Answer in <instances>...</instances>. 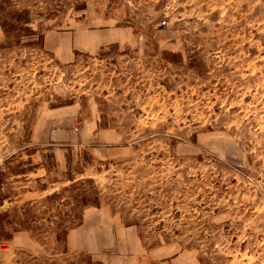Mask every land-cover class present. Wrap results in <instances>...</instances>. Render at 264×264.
Instances as JSON below:
<instances>
[{
    "label": "rangeland",
    "instance_id": "1",
    "mask_svg": "<svg viewBox=\"0 0 264 264\" xmlns=\"http://www.w3.org/2000/svg\"><path fill=\"white\" fill-rule=\"evenodd\" d=\"M2 24L0 264H104L67 244L85 208L44 200L68 171L147 264H264V0H0ZM80 27L113 43L44 49Z\"/></svg>",
    "mask_w": 264,
    "mask_h": 264
},
{
    "label": "crops",
    "instance_id": "2",
    "mask_svg": "<svg viewBox=\"0 0 264 264\" xmlns=\"http://www.w3.org/2000/svg\"><path fill=\"white\" fill-rule=\"evenodd\" d=\"M110 38L107 32L103 30L80 27L67 33L49 32L45 34L43 36V46L46 51L60 57L70 54L73 50L88 53L96 52L102 46L113 43ZM100 133L101 131H97L95 123L90 135L95 139H100L99 141H105L102 139L104 132ZM44 139L50 141L48 132ZM90 151L93 155L101 150L91 149ZM39 169L34 168L33 171ZM57 169L61 171L64 168ZM46 191V189L42 190V192ZM89 209H91L90 212H87ZM83 211L82 225L70 232L67 237L68 245L71 237L74 240L73 248L75 251L107 254L104 264H147L145 258H143L144 253L138 242L137 233L134 230L130 228L120 229L119 226L114 224L111 216L103 218L99 207L88 206ZM109 251L111 253H108Z\"/></svg>",
    "mask_w": 264,
    "mask_h": 264
},
{
    "label": "trees",
    "instance_id": "3",
    "mask_svg": "<svg viewBox=\"0 0 264 264\" xmlns=\"http://www.w3.org/2000/svg\"><path fill=\"white\" fill-rule=\"evenodd\" d=\"M13 16H14V18L16 20V23L18 25H22L24 23H28L27 12L26 11H23L21 13H15ZM7 26H9V27L7 28L3 24L0 25L2 32L5 33V34H7V32H9L12 29L11 25H7ZM18 29L22 30V28L20 26H19ZM42 41H43V39H42ZM66 175H67V180L66 181L70 182L71 184L69 186H67V187H64L59 192L53 193L52 195L47 196L44 200H45V202L57 201V200H61L62 196L65 195V194L70 195L71 200L74 202L76 207L77 208L79 207V209H80L78 212H76V214H74V217L79 216L77 218V219H79L78 220V225H81V223H82V217H80L81 210H83L85 207H88V206L99 207L98 198L96 196L92 198L90 196H87L84 193L74 194V192H75L74 190L76 188V184H74L75 183L74 182L75 179L73 177H71L69 171L67 172ZM15 231L18 232L17 230H14V232ZM64 235H65V231H64ZM66 235H65V237H66ZM5 236H7L5 238V240H9L11 238L10 234L5 235ZM57 236H58V238H60L59 235H57ZM57 236H56V238H57Z\"/></svg>",
    "mask_w": 264,
    "mask_h": 264
}]
</instances>
